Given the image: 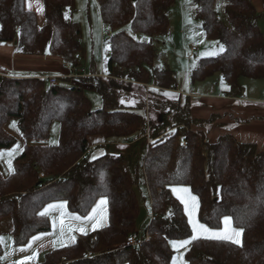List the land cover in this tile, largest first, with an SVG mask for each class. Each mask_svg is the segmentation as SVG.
<instances>
[{
    "label": "trees",
    "instance_id": "obj_1",
    "mask_svg": "<svg viewBox=\"0 0 264 264\" xmlns=\"http://www.w3.org/2000/svg\"><path fill=\"white\" fill-rule=\"evenodd\" d=\"M41 1L44 21L39 25L24 0H0V45L14 44L25 56L58 57L72 73L60 80L68 86L46 76L0 73V151L15 144L5 131L11 121L25 141L12 161L13 174L7 178L0 174V225L9 219L7 233L14 244L49 231L47 218L40 215L46 204L63 200L69 211L85 214L104 196L107 225L49 251L38 264H172L169 242L187 238L191 229L169 188L188 185L198 199L202 222L216 228L229 216L243 232L241 245L193 240L185 250L187 264H264V151L231 135L208 142L192 129L199 122L191 116L189 99L172 95L173 71L155 66L153 43L167 34L176 0H96L109 35L101 76L95 74L94 62L92 71L80 74L86 50L81 26L72 21L75 0ZM222 1L225 23L215 12V0H193L205 38L222 44L224 51L201 58L190 71V80L219 75L229 86L228 93L239 96L241 78L264 80V35L251 0ZM126 27L150 41L134 40ZM86 91L99 95L100 108H93ZM54 122L59 124L57 144L32 145L48 139ZM119 140L131 141L128 146L134 150L146 146L140 169L152 215L144 232L148 240L137 246L124 243L137 233L138 170L131 177L126 157H113L110 144L98 157L90 150L94 144Z\"/></svg>",
    "mask_w": 264,
    "mask_h": 264
},
{
    "label": "rangeland",
    "instance_id": "obj_2",
    "mask_svg": "<svg viewBox=\"0 0 264 264\" xmlns=\"http://www.w3.org/2000/svg\"><path fill=\"white\" fill-rule=\"evenodd\" d=\"M251 2H253V5L257 6L259 16L257 19V26L259 31L264 35V0L258 1L257 4L254 0H251ZM75 6L76 12L72 17V21L79 23L81 26L85 50L88 53V57H92L95 65L94 68L96 69L95 74L98 75L102 69L103 62L106 63L108 58V37L107 32L102 29L98 5L96 0H75ZM214 9L218 18L225 23V2L222 0H215ZM194 11L195 4L193 0H176L168 17V31H170V34L159 37L153 43L157 53L155 66L159 69L169 68L173 71L176 78V84L178 86V92L180 94L177 93V91H174L172 95L174 97L181 96L183 98L189 99L191 116L193 119L199 122L193 124L192 129L202 133L208 142H216L221 136L232 135L238 141L256 144L257 150L259 152L264 151V80L241 78L239 83L243 88V93L239 96H233L228 93L229 86L219 75H215L214 77L208 78L204 81H197L194 83L191 82L189 73L193 68L196 67L198 61L201 58L216 57L224 51V46L222 44L210 41L205 38L201 23L195 18ZM125 31L131 34L129 27H126ZM131 35L133 36L134 40L139 42L150 41V38L143 34L132 33ZM191 47H197L199 49L194 57L190 54ZM102 55L103 58L101 57ZM86 63L87 62L85 61V65L80 71L81 75H86L89 71H92V69H90V65L85 67ZM101 72L99 76H101ZM85 94L88 98H91L94 109L100 108L101 100L98 94L92 91H86ZM237 100L241 104H253L254 109L252 111H247L234 108L233 110L235 112L228 114V116L225 118L226 122L224 124H220L221 119L225 117L223 115H225V113H229L226 112L229 110L226 106L227 103H233ZM122 104L127 103L123 101ZM230 109V111H233L232 108ZM230 115H232L234 118H232ZM13 123H15V127H12ZM5 131L8 135L15 139V144L11 149L0 151V153H4L3 156H0V174L4 178H7L14 172L12 161L22 152L25 141L20 134L15 121L7 123L5 125ZM58 133L59 124L54 122L51 125L48 139L41 142L32 143V145H56ZM145 137H148V135L146 134ZM130 142L119 140L117 142H100L99 145L92 142L94 145L92 148H90V150L93 151L94 157H98L103 154L101 151H104L105 145L110 144L107 145V148L113 157H117L118 155H124L126 157L128 172L131 177H135V173L138 170L137 175L139 176L141 182L140 185L136 186L135 188L139 201V216L136 223L137 233L135 234L139 239H143L145 235L144 232L150 223L152 215L149 203L148 188L146 184L142 183L143 173L140 169L142 158L146 152V146L144 145L143 147H137L134 150L130 148V146L133 145L128 146ZM111 145L112 147H110ZM113 146L116 150L113 149ZM112 150H114V152L116 151L117 153L111 152ZM8 152H12V155L9 156L7 154ZM81 159L84 160L83 157ZM9 161H11V166H9ZM182 188H187L188 192L173 191V189ZM169 190L172 196L176 198V200L181 205L191 229L190 236L179 240H191V237L194 235V233L192 232V226L189 223V217L185 210V205L181 202V198L187 200L190 195H195L191 192L188 185H173L169 188ZM101 200L106 201L104 196H99L95 200L92 207L85 214L69 211L66 202L63 200L48 203V205L63 203L64 208L52 209V211L49 212V216L47 218L49 223V231L35 234L45 235H43L40 240L34 242L31 247H28L27 245L28 242L31 241L32 236L26 243L22 245H15L12 236L7 233L10 227V221L9 219L4 220L0 225V228L3 232V234L0 236V238H2V240H0V246L2 249L0 254V263L38 264L43 260L44 255L49 251L69 246L75 242L79 235L85 234L80 231H69V227L73 229L84 228L87 234L106 226L108 217L107 204L101 205L99 208H97ZM94 208L97 209L95 213V219H85L86 217L92 215V210ZM62 215L64 216L65 220L63 233L60 226V218ZM72 215L80 216L81 220L70 219ZM225 217L221 219L218 227H210L200 220L197 206L196 219L213 231L223 232L225 230ZM53 220L56 221L55 227H53ZM97 221H99L101 226H98L95 228V230H93L92 225L97 223ZM231 227L240 229L232 223V220ZM72 237H75L74 242ZM197 239L219 240L210 238L207 235H199ZM192 241L193 240H191V242ZM221 241L231 242L230 240ZM188 245L176 250L169 242V247L173 251L172 264L174 259L176 264H187L185 259V250ZM21 248L26 250L21 251ZM29 256H34L35 258L32 260H27L26 257Z\"/></svg>",
    "mask_w": 264,
    "mask_h": 264
},
{
    "label": "crops",
    "instance_id": "obj_3",
    "mask_svg": "<svg viewBox=\"0 0 264 264\" xmlns=\"http://www.w3.org/2000/svg\"><path fill=\"white\" fill-rule=\"evenodd\" d=\"M254 1L257 4V2L260 0H254ZM38 3H39V5H42V11H37V0H32V7H31L30 11H32L36 14L38 24L42 25L43 21H44L43 3L41 0H38ZM24 4H25V7L29 10L27 0H24ZM255 9L258 13L257 6H255ZM100 20H101V17H100ZM101 25H102V23H101ZM102 29H103V26H102ZM108 36L109 35L107 34V37ZM82 39H83V36H82ZM101 57L103 58V55ZM102 58H101V61H102ZM86 62L87 63H86L85 67H88L93 62L92 57L91 56L88 57L87 52H86ZM101 71H102V69H101ZM100 72L98 74H100ZM0 73L9 74V75L16 74L18 76H32V77L46 76L49 78L50 82H55L56 84L64 85V86H68V85L60 82V80L62 78H65V77L66 78L70 77L72 74L69 67L66 64H64L60 58L48 56V55H45V56L21 55V54L16 52L14 44H12V45H0ZM189 75H190V73H189ZM71 84L74 85V83H71ZM176 91H177V93H179L177 84H176ZM89 99L91 100L90 97H89ZM225 100H227V99H225ZM91 102H92V100H91ZM226 106L229 109L226 112H229V113H225V115H223L225 117L223 119H221L220 124H224L226 122L225 118L228 116V114H230L231 112H235L233 110L234 108H239L241 110H247V111H250V110L252 111L254 109L253 104H241L238 100L234 101L233 103L228 102ZM230 108H232L233 111H230L231 110ZM230 116H232V115H230ZM232 118H234V117L232 116ZM47 205H46V207L44 206L42 208L41 212L44 211L48 207ZM48 216H49V214L46 215L45 217L48 218Z\"/></svg>",
    "mask_w": 264,
    "mask_h": 264
},
{
    "label": "snow or ice",
    "instance_id": "obj_4",
    "mask_svg": "<svg viewBox=\"0 0 264 264\" xmlns=\"http://www.w3.org/2000/svg\"><path fill=\"white\" fill-rule=\"evenodd\" d=\"M28 2V7L29 10H31L32 7V0H27ZM37 11H42V5H39L38 0H37ZM164 95H170L169 93H164ZM121 103H123V101H121ZM12 127H15V123H13ZM9 156L12 155V152H8L7 153ZM4 153H0V156H3ZM9 166H11V161H9ZM173 191H183V192H188L187 188H182V189H173ZM181 202L185 205V210L188 214L189 217V223L192 226V232L194 233V235H192L191 240H195L197 239V237L199 235H207L210 238H214V239H219V240H230L232 243L241 244V235L243 232V229H237V228H233L231 227V218L230 217H225L224 218V224L226 225V228L223 232H216L213 231L211 229H209L208 227H206L204 224L200 223L197 219H196V210H197V198L195 196H189L187 200L181 198ZM106 201L105 200H101L99 202V205L97 206V208H99L101 205H106ZM64 208V204L60 203V204H50L48 205V207L42 211L40 213L41 216H46L49 214V212L52 209H63ZM97 209L94 208L92 210V215L86 217L85 219L88 220H94L95 219V213H96ZM70 219L72 220H81L80 216H76V215H72L70 217ZM106 219V217H105ZM64 224H65V220H64V216L62 215L60 218V226H61V231L63 233L64 230ZM56 226V221L53 220V227ZM101 226L99 221H97V223L93 224V230H95L96 227ZM69 231H80L82 233H85V229L84 228H79V229H73L71 227H69L68 229ZM45 234H40V235H34L31 238V241L28 242V247H31L32 244L38 240H40L42 238V236ZM0 240H2V238H0ZM72 240L74 242L75 237H72ZM191 240H173L170 241V243L172 244V247L176 250H179L180 248L185 247L186 245H188L189 243H191ZM21 251H25L26 249L21 248ZM34 256H29L26 257L27 260H32L34 259ZM173 264H176V261L174 259Z\"/></svg>",
    "mask_w": 264,
    "mask_h": 264
},
{
    "label": "built area",
    "instance_id": "obj_5",
    "mask_svg": "<svg viewBox=\"0 0 264 264\" xmlns=\"http://www.w3.org/2000/svg\"><path fill=\"white\" fill-rule=\"evenodd\" d=\"M169 33H170V31L167 32V34H169ZM198 51H199V49H198L197 47H191V48H190V54H191V56H195V54H196ZM83 159H84V160L86 159V155L83 156ZM142 240H148V235H145V236L143 237V239H139V238L137 237V235H131V236H129V237L126 238L124 245H125V246H137V245L140 244V242H141ZM0 264H3V263H0Z\"/></svg>",
    "mask_w": 264,
    "mask_h": 264
}]
</instances>
